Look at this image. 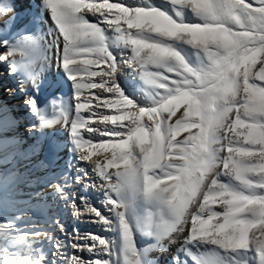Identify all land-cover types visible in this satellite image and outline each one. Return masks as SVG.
Segmentation results:
<instances>
[{"label":"snow or ice","instance_id":"1","mask_svg":"<svg viewBox=\"0 0 264 264\" xmlns=\"http://www.w3.org/2000/svg\"><path fill=\"white\" fill-rule=\"evenodd\" d=\"M254 3L39 0L47 32L12 42L15 18L5 17L15 9L0 2V62L22 77L21 91L31 81L33 127L63 124L74 161L90 163L100 179L97 186L87 170L69 179V161L52 186L74 215L72 180L98 187L107 214L91 204L86 211L115 236L76 230L85 243L55 240L15 213L0 217V264H155L154 253L177 243L172 264H264V0ZM41 61L70 82L74 105L53 100L54 114L41 106ZM126 73L142 82V95ZM97 118L102 128L91 126ZM49 222L67 236L58 219ZM42 236L49 253L35 247Z\"/></svg>","mask_w":264,"mask_h":264},{"label":"bare ground","instance_id":"2","mask_svg":"<svg viewBox=\"0 0 264 264\" xmlns=\"http://www.w3.org/2000/svg\"><path fill=\"white\" fill-rule=\"evenodd\" d=\"M24 1L27 4L26 7L22 5V2L20 0H0V2L2 3L14 6L15 9L10 13L8 17H6V19H12L13 17L15 18L14 23L10 25L8 29V31L12 33V36L10 37V40L12 42H15L17 39H19L20 33L27 32L28 34L32 35H40L45 33V28L47 29V25L44 28V25L41 26L39 23L37 24V26L35 25L36 28L31 29V25L37 17L35 18V13L30 10L35 5L38 6L41 12V9L39 7V0ZM33 24H36V22ZM17 59L23 58L18 55ZM7 67V64L0 62V89L2 90V92L0 90V159H12V161H14L15 163V166L18 167L21 166L20 164L23 157H26L29 152H31L35 147L39 146L43 138L41 137L39 128L33 127V125H35V117L25 104V100L29 95L32 94L33 86L31 81L25 80L22 85L23 91H21L20 81L22 77L8 76L6 72ZM41 67L43 68V71L40 73V78L37 80V83L41 84V91L38 100L41 102L42 107H45L46 109L48 107H51L50 109H53L51 101L55 100L56 97H60L59 99L68 101L69 96L67 95H69L68 93L70 90H72V88L70 82L64 79L61 73L59 74L58 70L55 68L54 62L51 66L43 63L42 61L38 62V70ZM130 71L131 70H128V72ZM135 81L136 82L134 83V85L137 86V92L138 94L142 95V92H140V88L143 87L142 82L139 81L138 78L135 79ZM71 93H73V90ZM104 95L109 94L105 93ZM62 131L64 132V135L60 137L56 136L53 139L49 150L51 157H49L48 160L55 161V173L53 176L55 180H59L61 174L67 171L66 165L68 164V162L74 161L69 150L70 138L68 129L64 126ZM107 155H110V153H108ZM102 159L103 156L93 157V160ZM81 166V169H79L81 172L83 170V166L92 167L90 163H83V165L81 164ZM37 170H42L41 163L39 161H37ZM112 171L115 170L113 169ZM45 175H47V173ZM77 186L79 185L75 184L73 187L75 191H68V193L70 194L69 201H71L72 199H74V201L78 200ZM54 190V187L48 190L49 197H47L45 203L41 205L35 204L32 205V207L40 210L42 213L44 212L47 214V233L50 234L55 240H61L65 242H78L77 240H74L72 236L74 234L73 231L75 222L78 224L79 217L82 216L81 208L75 203L76 208L79 209V214L74 215V209L71 202L65 201L61 198L58 202L57 194L54 193ZM57 219L59 220L60 224H63L67 236L60 232L59 226L57 224L49 222ZM108 237L115 238L113 233H111ZM147 242L148 241L143 238H141L140 240L141 245H144ZM173 247L174 245L170 247V251L174 250ZM40 248H42L46 253H49L51 251V242L46 237H43V240L40 243ZM67 251L71 255H77L79 254L77 252H82L70 247L67 249ZM153 259L155 261V264H172V258L169 252H156L153 254Z\"/></svg>","mask_w":264,"mask_h":264},{"label":"rangeland","instance_id":"3","mask_svg":"<svg viewBox=\"0 0 264 264\" xmlns=\"http://www.w3.org/2000/svg\"><path fill=\"white\" fill-rule=\"evenodd\" d=\"M22 2V5L25 7L27 6L26 2L24 0H20ZM110 2H116V0H110ZM127 2V0H126ZM246 2L253 3V6H255L254 0H246ZM33 13H35L36 20L32 23L31 29L36 28L37 24L39 23L41 26L45 28L46 24L42 23L43 20L48 21V24H51L50 17L48 14L40 12L38 6H33L31 10ZM37 15V16H36ZM47 15V16H46ZM44 17V18H43ZM49 17V18H48ZM89 19H94V17L89 14ZM41 20V21H40ZM50 22V23H49ZM36 25V26H35ZM47 27V26H46ZM45 32H47V29L45 28ZM257 68H259V65H257ZM59 72V71H58ZM60 74V72H59ZM130 77V78H129ZM126 78L128 81H130L131 84H134L136 81L133 80L132 76L128 73H126ZM99 79V78H97ZM121 79H125V77H121ZM1 87V86H0ZM20 89V88H19ZM1 90V89H0ZM2 92V90H1ZM72 90L69 91V102L74 105L75 101L72 99ZM92 93H103L102 89H92ZM105 94V93H104ZM103 94V95H104ZM60 100V97H56L55 100ZM64 100V99H63ZM95 104V101H94ZM51 107H48L46 110L47 112L53 113V109H50ZM50 109V110H49ZM112 112L114 109L109 110L108 108H99L97 109V112ZM183 112L182 109H180L176 116L173 117V122L181 116V113ZM74 115V113H73ZM84 115H88V113H84ZM35 125H38V120L35 118ZM92 127H103V124H101L100 120L97 118L96 122L91 125ZM64 128L63 124H56L52 128L40 130L41 137L43 138L42 142L39 144V146L35 147L31 152H29L26 157H23L21 166L16 167L14 161L12 159H0V208H3V212H0V217L5 219H10L15 213H23L21 220L18 222L20 225H29V230H33L31 228V225L35 224L36 230L47 232V214L42 213L40 210L33 208L32 205H41L45 203L47 200V197H49L48 190H50L53 186V181H58L60 183H63V181L55 180L54 179V163L55 161H49L48 158L51 157L50 155V146L53 141V139L57 136L60 137L64 135V132L62 129ZM6 130V129H5ZM89 135H96L95 133L88 134L85 132L86 138H88ZM184 135H187L186 133ZM184 135L179 137L178 139H183ZM98 139H106V138H100ZM47 152V153H46ZM43 156V157H42ZM41 158V159H40ZM37 161L41 163L42 170H37ZM54 161V162H53ZM73 163V170L68 173V178L72 179L77 174L83 173V170H87L89 172L88 179L90 181H94L95 184L98 186L100 183L99 177L96 176L95 173L92 172V167L90 166H83L82 172L77 173L75 169H81V164H77L75 161ZM85 165V164H84ZM47 173V175H45ZM75 184H78V200H75V203L80 206L82 216L79 217V223L77 224L75 222L74 225V231H73V239H75L77 235V231H79V235L83 237V234L85 233H95L100 236L108 237L110 236L111 232H106L103 230V225L101 223H93V221L96 219L95 214L91 213L89 211H86V205L91 204L99 209L102 210V214H107L104 210V206L102 204V194L98 187L96 188H88L85 190L84 185L82 183H76L74 180H72V183L70 185V189L67 188L66 192L69 190L71 192L75 191L73 188ZM74 189V190H73ZM54 193H56V189L54 190ZM57 194V193H56ZM86 197L85 201H81V197ZM58 202L60 201V197L57 195ZM43 240V236L39 238L37 241V244L35 247L40 248V243ZM78 243H85V240L83 238L77 240ZM90 243V239L87 241ZM148 243V242H147ZM141 245L146 246L147 245ZM180 247V244L177 243L174 245L173 251H168L171 255V258H173V255H178V249ZM79 253V254H77ZM76 256H79L82 259L89 260L92 258V254L89 253L87 250H83L82 252H77ZM189 264H191V261H189Z\"/></svg>","mask_w":264,"mask_h":264},{"label":"clouds","instance_id":"4","mask_svg":"<svg viewBox=\"0 0 264 264\" xmlns=\"http://www.w3.org/2000/svg\"><path fill=\"white\" fill-rule=\"evenodd\" d=\"M5 19H6V17H5ZM0 22H2V20H0Z\"/></svg>","mask_w":264,"mask_h":264}]
</instances>
